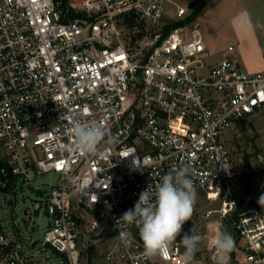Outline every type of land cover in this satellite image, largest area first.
<instances>
[{"label": "built area", "instance_id": "2783aa9c", "mask_svg": "<svg viewBox=\"0 0 264 264\" xmlns=\"http://www.w3.org/2000/svg\"><path fill=\"white\" fill-rule=\"evenodd\" d=\"M192 13L176 0H0V197L19 177L30 185V167L59 174L34 205L49 218L39 236L6 232L0 199V264H32L37 244L67 264H94L91 246L105 264H181L179 238L148 257L138 228L118 222L186 163L195 190L220 198L223 216L237 211L242 263L264 264V208L239 209L244 171L229 145L238 121L264 110V68H243L233 45L208 63ZM82 119L107 132L95 155L71 151ZM83 177L92 183L82 193Z\"/></svg>", "mask_w": 264, "mask_h": 264}, {"label": "rangeland", "instance_id": "374dc122", "mask_svg": "<svg viewBox=\"0 0 264 264\" xmlns=\"http://www.w3.org/2000/svg\"><path fill=\"white\" fill-rule=\"evenodd\" d=\"M195 0H176L183 5H190ZM174 8V7H173ZM173 12V9H171ZM201 24V30L209 40L206 61L214 64L224 57L229 45L235 48V55L242 53L238 58L243 64L258 62L264 58V0H208L206 5L196 16ZM233 22V23H232ZM242 26V40L240 45L233 32V25ZM251 23V26L249 25ZM249 25V26H248ZM237 56L239 57V55ZM234 55V56H235ZM230 56V55H228ZM231 151L243 173V187L238 191L239 209L241 207H260L259 199L264 196V110L246 117L245 124L237 123L230 135ZM32 181L30 185L26 179L19 177L15 184L17 203L14 206V197L1 199V214L3 225L8 233H14L16 228L22 231L24 237L39 236L44 232L49 218L44 212L36 213L35 203L40 201L47 188L58 184L59 174L56 172H41L30 167ZM255 174V179L248 187L246 179ZM197 198L191 219L183 225L181 237L184 233L201 237L199 250L194 261L200 264H243V253L246 241L236 231L235 222L237 211L223 216L220 212L222 200H211L206 192L196 190ZM12 199V201H11ZM264 208V206H261ZM220 232L229 233L234 242L236 256L224 254L214 248L215 237ZM181 237H177L181 239ZM86 255L87 249H84ZM93 252V253H92ZM32 264H67L65 256L51 248L35 245L31 251ZM94 264H105L100 256H96L94 249H89ZM243 262V263H242Z\"/></svg>", "mask_w": 264, "mask_h": 264}, {"label": "clouds", "instance_id": "9594fccd", "mask_svg": "<svg viewBox=\"0 0 264 264\" xmlns=\"http://www.w3.org/2000/svg\"><path fill=\"white\" fill-rule=\"evenodd\" d=\"M106 135L102 123L95 119L74 120L70 128L71 151L84 156L95 155ZM190 174L191 166L187 163L172 169L155 185L154 191L151 186L142 191L134 208L121 216L119 225L138 228L145 256L164 257L177 237H181L185 222L191 219L197 194ZM91 183L83 177L78 187L83 193ZM258 202L264 206V196ZM121 235L124 246H130L133 242L130 234ZM179 243L184 248L181 264H193L201 237L184 233ZM213 246L218 252L227 254L232 251L234 240L229 233L220 232Z\"/></svg>", "mask_w": 264, "mask_h": 264}, {"label": "trees", "instance_id": "16d2710c", "mask_svg": "<svg viewBox=\"0 0 264 264\" xmlns=\"http://www.w3.org/2000/svg\"><path fill=\"white\" fill-rule=\"evenodd\" d=\"M207 1L208 0H195V1L191 2L190 5L194 8V11L192 13L193 14L192 17L197 16L199 14L200 10L206 5ZM72 16L76 17L78 15L77 14H73ZM126 22H127L126 24H127V26L129 28H133L134 25L136 24V19H134L133 17H126ZM181 23H182V21L170 22L168 25L165 26L164 32L168 33L170 29L180 25ZM238 123L244 125L245 124V119L238 121ZM254 179H255V174L252 173V175H250L246 179L245 186L246 187L250 186ZM236 246H237V242H234V247H233L232 251L229 252L232 258H235V256H236V252H235ZM93 249H94V246H91L90 250L92 251ZM90 256H92V255H90Z\"/></svg>", "mask_w": 264, "mask_h": 264}, {"label": "crops", "instance_id": "0c3cea01", "mask_svg": "<svg viewBox=\"0 0 264 264\" xmlns=\"http://www.w3.org/2000/svg\"><path fill=\"white\" fill-rule=\"evenodd\" d=\"M245 2H246V0H244ZM233 23V22H232ZM231 23V24H232ZM234 27H233V32H234V34H235V37L237 38L236 40H237V42H238V44L240 45V43H241V40H242V38H240V37H242V31H243V28H242V26H240L239 24H237V26H235L234 24H232ZM250 26H251V23L249 24ZM248 25V26H249ZM203 33V32H202ZM240 36V37H239ZM203 37H204V40H205V42H206V44H207V47H209V40L205 37V35L203 34ZM237 54H238V52H237ZM237 54L235 55L237 58H241V57H243V59H245V57L244 56H242V53L239 51V57L237 56ZM244 66H243V68H245L246 70H248V71H251V72H253V71H258V70H261V69H263L264 68V58H263V60H261V61H256V62H251V63H247V64H243Z\"/></svg>", "mask_w": 264, "mask_h": 264}, {"label": "water", "instance_id": "95a60500", "mask_svg": "<svg viewBox=\"0 0 264 264\" xmlns=\"http://www.w3.org/2000/svg\"><path fill=\"white\" fill-rule=\"evenodd\" d=\"M10 191H11V193L13 194V197H14V206H13V210H14V207H15V205H16V203H17V198H16V194H15V192H13V188H12V187H11ZM47 191H48V189H47Z\"/></svg>", "mask_w": 264, "mask_h": 264}, {"label": "snow or ice", "instance_id": "6c2138e0", "mask_svg": "<svg viewBox=\"0 0 264 264\" xmlns=\"http://www.w3.org/2000/svg\"><path fill=\"white\" fill-rule=\"evenodd\" d=\"M253 103H255V101H253Z\"/></svg>", "mask_w": 264, "mask_h": 264}]
</instances>
